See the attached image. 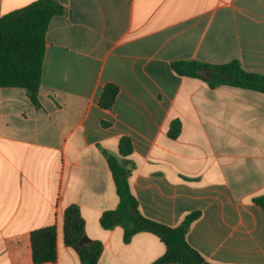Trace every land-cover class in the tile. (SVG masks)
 I'll return each instance as SVG.
<instances>
[{"label": "crops", "instance_id": "1", "mask_svg": "<svg viewBox=\"0 0 264 264\" xmlns=\"http://www.w3.org/2000/svg\"><path fill=\"white\" fill-rule=\"evenodd\" d=\"M37 0H0V19ZM46 36L35 106L22 88H0V264H35L31 233L55 227L58 258L83 264L65 244L64 213L80 208L98 264H152L166 245L151 232L124 241L102 215L120 198L109 166L129 161L142 214L177 227L201 216L189 245L211 264H264V93L211 88L172 64L234 59L264 74V0H58ZM119 88L109 109L105 87ZM182 124L171 138L173 121ZM130 139L132 154L120 153Z\"/></svg>", "mask_w": 264, "mask_h": 264}, {"label": "trees", "instance_id": "2", "mask_svg": "<svg viewBox=\"0 0 264 264\" xmlns=\"http://www.w3.org/2000/svg\"><path fill=\"white\" fill-rule=\"evenodd\" d=\"M64 6L58 0H37L32 4L3 16L0 19V88L25 89L32 103L39 107L38 94L42 84L46 36L51 20L63 15ZM180 76L198 79L211 88L229 85L264 93V74L246 71L239 60L223 65H212L199 61H177L172 64ZM211 72V77L206 73ZM119 88L109 84L105 87L100 105L109 109L113 106ZM182 124L171 123L169 135L177 138ZM130 139L123 138L120 153L132 154ZM129 161L122 162L115 157L109 159V166L116 183L120 203L115 210L106 211L101 217L104 229L116 226L124 228V241L129 243L140 232L157 235L166 245V253L152 264H211L187 241L192 224L201 216L194 212L184 217L177 227H169L146 218L139 207L132 190ZM264 208V196L254 199ZM65 244L74 249L83 264H98L103 253L102 242L91 239L86 233V223L80 208L70 206L64 213ZM33 261L35 264L55 262L58 258L57 232L55 227H46L31 233Z\"/></svg>", "mask_w": 264, "mask_h": 264}, {"label": "water", "instance_id": "3", "mask_svg": "<svg viewBox=\"0 0 264 264\" xmlns=\"http://www.w3.org/2000/svg\"><path fill=\"white\" fill-rule=\"evenodd\" d=\"M206 75H207L208 77H211L212 73H211V72H208V73H206Z\"/></svg>", "mask_w": 264, "mask_h": 264}]
</instances>
